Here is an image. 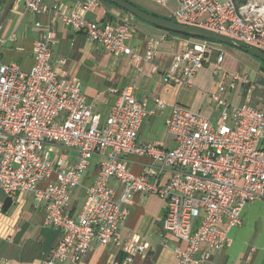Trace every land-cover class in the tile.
Returning <instances> with one entry per match:
<instances>
[{
  "label": "built area",
  "instance_id": "2783aa9c",
  "mask_svg": "<svg viewBox=\"0 0 264 264\" xmlns=\"http://www.w3.org/2000/svg\"><path fill=\"white\" fill-rule=\"evenodd\" d=\"M22 1L25 11L40 14L44 9L43 0ZM177 2L176 22L212 30L264 52V18L255 10L238 7L233 0ZM98 5V0H77L73 11L65 12L57 5L50 9L67 28L85 34L107 51L151 61L154 43L148 41L142 53L131 48L126 19L97 22L85 17ZM14 38L11 34L8 40ZM56 41V31L46 25L33 41L30 69L0 57V187L7 198L31 192L37 202L44 203L43 225L60 231L42 264L69 259L78 264L92 250L93 241L119 247L118 230L126 214L121 205L130 202L133 193L165 200L162 229L182 243L175 248L176 264H202L228 247L229 232L241 225L244 206L264 200V107L246 102L231 106L226 97L236 82L245 91L254 88L247 74L227 72L221 65L224 53L217 51L212 61L217 83L210 94L219 109L217 120L175 103L164 119L174 146L138 144L144 118L166 104L156 99L154 108L147 109L135 97V86L127 84L119 91L110 90L116 97L102 121L80 86L56 68L51 59ZM211 42L194 40L177 50L162 73L164 80L188 85L196 71L210 63ZM65 62L58 60L60 65ZM129 154L147 156L151 162L135 174L128 165ZM93 156L98 158L94 180L85 188L75 219L68 210L70 192L82 184ZM165 174L167 179L161 183ZM111 179L121 187L119 199ZM146 247L145 243L130 244L124 248L128 253L124 260L130 262L134 252Z\"/></svg>",
  "mask_w": 264,
  "mask_h": 264
},
{
  "label": "crops",
  "instance_id": "0c3cea01",
  "mask_svg": "<svg viewBox=\"0 0 264 264\" xmlns=\"http://www.w3.org/2000/svg\"><path fill=\"white\" fill-rule=\"evenodd\" d=\"M98 1L99 5L90 8L85 17L97 22L126 19L129 22L127 43L131 48L142 53L148 41L154 43L155 55L151 61L134 60L130 56L107 51L91 42L85 34L67 28L56 11L50 9L57 5L61 10L70 12L76 9L77 0H43L44 9L40 14L25 11L22 0H0V57L7 62L19 63L23 69H30L33 64V41L42 35L46 25H50L57 34V41L52 46V61L61 75L80 86L102 121L116 97V93L110 90L119 91L127 84L135 86V97L147 109L154 108L156 99L166 104L164 109H155L153 114L144 118L138 132V144L152 142L164 148L174 146V140L166 133L164 119L175 103L215 122L219 109L210 96L217 83L212 72L215 53L210 50V63L199 68L188 85L166 81L162 73L170 67L173 54L191 41L200 39L165 31L104 0ZM127 1L149 14L175 21L177 0ZM37 22L40 26L35 25ZM11 34L15 35L13 41L8 40ZM1 40L5 42L1 43ZM212 43L210 45L214 48L216 45ZM224 56L222 67L227 72H239L230 62L225 63ZM61 58L66 61L64 65L58 64ZM153 65L157 70H153ZM253 69L258 73L255 78L247 72L243 73L254 84L251 91H245L241 82H236L234 88L227 91L226 97L231 106L246 102L257 108L264 107V65L256 63ZM223 82L228 84L229 79L225 78ZM227 123L230 124V120ZM127 160L135 174H140L144 166L151 162L149 157L135 154H129ZM97 161V156H93L84 172L82 184L70 192L68 210L75 219L84 203L85 188L94 180ZM166 179L165 174L160 182L164 183ZM110 185L115 188L116 198L119 199L120 185L114 179L110 180ZM6 199L10 200L8 207L0 208V264H42L57 244L60 231L43 225L44 203L37 202L31 192L7 198L0 187V203L3 205ZM129 199L130 202L121 205L126 210L118 230L121 245H101L93 241L92 250L78 264H105L114 259L118 264H176L175 248L182 243L162 229L165 200L154 194L141 193H133ZM241 218V225L229 232V246L213 253L202 264H264V200L246 204ZM139 243H145L147 247L134 252L130 262L125 261L128 253L124 248ZM62 264L75 263L69 259Z\"/></svg>",
  "mask_w": 264,
  "mask_h": 264
},
{
  "label": "water",
  "instance_id": "95a60500",
  "mask_svg": "<svg viewBox=\"0 0 264 264\" xmlns=\"http://www.w3.org/2000/svg\"><path fill=\"white\" fill-rule=\"evenodd\" d=\"M106 1L149 25L155 26L157 28L163 29L168 32H173L192 38L209 40L216 43H226L235 46L249 53L250 55L258 58L260 61L264 62L263 51L257 49L256 47L246 45L245 43L240 42L232 37L199 26L181 24L174 20L165 19L162 17L149 14L141 10L137 6L131 4L127 0H106Z\"/></svg>",
  "mask_w": 264,
  "mask_h": 264
},
{
  "label": "rangeland",
  "instance_id": "374dc122",
  "mask_svg": "<svg viewBox=\"0 0 264 264\" xmlns=\"http://www.w3.org/2000/svg\"><path fill=\"white\" fill-rule=\"evenodd\" d=\"M247 10H255L258 16L264 18V0H247V3L243 5ZM262 12H261V11ZM124 11V10H123ZM139 20V19H138ZM216 45L212 48V52L216 54L217 51H222L225 57V63L230 62L234 69L239 70V72H247L250 77L255 78L257 76V71L253 69L256 63H261L258 58L250 55L249 53L226 43H212ZM263 64V62H262ZM264 65V64H263ZM260 80V76L258 78Z\"/></svg>",
  "mask_w": 264,
  "mask_h": 264
},
{
  "label": "trees",
  "instance_id": "16d2710c",
  "mask_svg": "<svg viewBox=\"0 0 264 264\" xmlns=\"http://www.w3.org/2000/svg\"><path fill=\"white\" fill-rule=\"evenodd\" d=\"M105 2H107L106 0H104ZM235 2V4L238 6V7H241L243 5H245L247 3V0H233ZM109 3V2H107ZM110 4V3H109ZM110 5H113V4H110ZM115 6V5H114ZM264 64V62H263ZM10 203V200L9 199H6L1 207V209H5L6 207H8Z\"/></svg>",
  "mask_w": 264,
  "mask_h": 264
},
{
  "label": "bare ground",
  "instance_id": "6f19581e",
  "mask_svg": "<svg viewBox=\"0 0 264 264\" xmlns=\"http://www.w3.org/2000/svg\"><path fill=\"white\" fill-rule=\"evenodd\" d=\"M261 11V10H260ZM262 12V11H261Z\"/></svg>",
  "mask_w": 264,
  "mask_h": 264
}]
</instances>
